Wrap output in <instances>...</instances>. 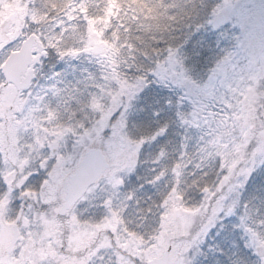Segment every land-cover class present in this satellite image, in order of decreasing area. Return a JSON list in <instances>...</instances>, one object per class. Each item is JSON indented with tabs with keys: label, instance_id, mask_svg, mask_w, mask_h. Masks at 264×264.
<instances>
[{
	"label": "rangeland",
	"instance_id": "obj_1",
	"mask_svg": "<svg viewBox=\"0 0 264 264\" xmlns=\"http://www.w3.org/2000/svg\"><path fill=\"white\" fill-rule=\"evenodd\" d=\"M225 1L212 21L218 34H227L221 28L229 24L228 28L236 35L235 39L227 37L231 49L223 59L211 68L194 71L191 66H185L183 59L177 58L153 72L159 83L168 88L164 94L176 98L177 103L163 100L164 106L158 104L160 113L168 114L170 124L157 125L158 130L145 137L148 143L145 146L137 144L142 137L135 142L129 138L125 123L134 120L136 109L133 105L140 101L146 83L123 79L116 82L110 55L90 24L88 35L75 38L78 50L67 53L63 61L68 62L64 66L58 62L46 66L43 61L35 68L37 75L26 94L21 96L26 99L24 112H21L24 114L20 115L22 119H17L14 126L0 124V144L7 131L10 144L19 143V138H23L22 147L28 159L35 154L36 146L47 140L44 125L58 117L65 120V105L69 104V146L75 149L73 156L79 149L83 153L88 147L97 145L105 151L111 164L114 180L108 188L112 194L116 189L115 208L121 210L117 245L122 250L113 264H145L153 255L160 256L167 247H170L175 264L194 263L200 245L219 227L222 219L237 230L245 226L244 219L237 218L239 212L233 209L234 204L243 183L264 164V72L260 69L264 65V50L261 57L259 52L253 58L254 53L248 46L253 40L248 30L250 26L256 24L257 31L264 32V0ZM33 5V0H0V25L6 18L13 19L10 34L19 28V24L22 26V32L11 43L5 44V38L0 36V65L7 52L18 48V43L29 34H34L44 49L47 47V54L54 51L49 48H57L55 44L61 38L75 34V11L80 8L74 3L66 5L64 17L55 18L46 26ZM83 5L81 0L79 6ZM49 28H57L58 34L49 33ZM69 62L74 67L69 68ZM97 65L102 66V80L92 76ZM76 73L80 83L74 81ZM186 80L197 87L199 93L208 96L201 115H194L195 101L184 96L181 83ZM16 100L17 97L12 105H16ZM5 104L10 101L6 100ZM39 117L44 118L41 123ZM159 130L163 132L161 135ZM60 135L58 144L66 145V133L62 131ZM194 140L199 148L197 151L203 156L217 147L219 151L215 149L211 154H219L227 173L208 182L209 186L200 192V197L193 199L180 189L179 181L185 176L183 160L188 157L185 150ZM111 193L105 191L89 206V209L105 211H101L106 216L102 223L91 229L80 224L79 239L89 246L97 240L98 230L104 234L109 232L111 225L119 226V215L107 213L113 208L115 196ZM30 197L33 195H28L26 200ZM84 200L89 202L90 199ZM106 201L110 205H106ZM71 219L75 224L73 215ZM39 223L41 225L36 224H50L44 217ZM108 242L109 233L102 235L101 245ZM244 245L253 257H258V253L264 255V237L255 231H248ZM255 263L264 264V259Z\"/></svg>",
	"mask_w": 264,
	"mask_h": 264
},
{
	"label": "trees",
	"instance_id": "obj_2",
	"mask_svg": "<svg viewBox=\"0 0 264 264\" xmlns=\"http://www.w3.org/2000/svg\"><path fill=\"white\" fill-rule=\"evenodd\" d=\"M33 1L32 8L41 14L43 26L51 25L55 18L64 17L67 4L74 3L80 8L75 11V34L69 33L56 42L57 50L49 48L54 50L50 52L52 55L47 54L49 63L58 62L64 66L67 53L78 50L75 38L88 35L90 24L110 55L116 82L123 79L146 83L140 101L133 105L136 109L134 120L125 123L131 140L135 142L142 137L139 143L136 142L140 146L148 144L144 139L158 130L157 125L170 124L163 100L177 103L176 98L164 94L168 88L159 83L153 72L177 58L183 59L185 66H191L194 71L211 68L223 56L221 48L227 44L228 35L219 32L220 36L212 26L217 11L226 4L225 0H83V6H79L81 0ZM48 32L58 34V29L49 28ZM100 65L92 76L102 80ZM72 67L69 62V68ZM74 81L79 82L77 73ZM159 103L165 114L160 113ZM178 144L182 145L180 141ZM189 145L185 150L188 157L183 160L186 163L185 176L179 183L186 196L194 199L200 197V192L209 186L208 182L212 183L219 174L224 176L227 172L219 154H211L215 149L219 151L217 147L203 156L197 151L195 140ZM233 209L239 212L237 218L244 219L245 226L237 230L222 219L219 227L200 245L198 259L190 264H260L252 261L255 257L245 250L244 241L249 230L264 237V164L244 182ZM237 224L241 225L240 222Z\"/></svg>",
	"mask_w": 264,
	"mask_h": 264
},
{
	"label": "flooded vegetation",
	"instance_id": "obj_3",
	"mask_svg": "<svg viewBox=\"0 0 264 264\" xmlns=\"http://www.w3.org/2000/svg\"><path fill=\"white\" fill-rule=\"evenodd\" d=\"M10 20L9 25L5 28L6 31L0 34L5 38V44L16 40L22 32V26L19 24V28L10 34L9 28L13 19ZM256 27L255 24L248 29L253 37L248 45L254 53L253 58H256L259 52L261 57L263 55L261 51L264 50V32L259 33ZM25 38L18 43V48L7 52L0 65L2 76L0 82L2 88V91L0 90V124L3 125L14 126L17 119H22L20 115L24 114L21 112H24L26 99L21 96L25 95L31 87L37 75L35 68L41 66L43 61L46 66L49 63L47 50L42 46L38 52L32 44L31 61L38 58V63L30 62L18 75L17 83L4 80L2 66L12 52L20 49ZM230 49V44L227 43L224 48L225 52L228 53ZM67 62L68 60H66ZM260 69L264 71V66ZM26 80H29L27 85H25ZM195 90L198 97L193 100L197 105L194 108L197 109L200 107L199 105L204 106L206 99H203L202 93H199L197 87ZM1 92H4V95L1 96ZM15 97H17L16 105H12ZM6 100H9L10 104H5ZM65 106L66 119L58 117L53 122L44 125V135L47 140L37 145L34 150L35 154L28 159H26L25 150L22 147L25 140L19 138V143L10 144L9 132L4 131L6 137L0 144V264H113L122 253L117 245L119 242L118 231L121 228V210L115 208L117 207L116 189L112 194L108 188L114 180H112L110 169L105 177L96 180L70 208L61 213L69 176L75 171L83 155L79 149L78 154L73 156L75 149L69 146V104L66 103ZM58 111L59 109L57 113ZM43 120L44 118L39 117L40 123ZM63 127L65 129H61ZM62 131L66 133V145L58 144ZM104 181L105 183H103ZM108 190L115 197L112 200L113 208L107 210V213H109L108 215L116 216L115 213L119 215V220H117L119 226L111 225L109 228L107 245H101V236L107 233L101 234L102 230L100 229L97 240L90 242L89 246L84 243V240L79 239V229L82 226L91 229L92 226L102 223L103 218L106 217L101 214V211L104 210L89 209V206L96 203L99 196ZM28 195H33V197L26 200ZM86 197H89V202L84 200ZM94 205L98 206V204ZM106 205H110V202L106 201ZM26 211L30 213L28 212L26 215ZM71 215L75 218V224ZM41 217H44L50 224L38 226L37 224L41 225L39 223ZM80 224L84 225L80 226ZM131 252H128L129 255ZM124 254L126 255V252ZM154 257L153 255L151 259ZM151 259L147 260L145 264H148Z\"/></svg>",
	"mask_w": 264,
	"mask_h": 264
},
{
	"label": "water",
	"instance_id": "obj_4",
	"mask_svg": "<svg viewBox=\"0 0 264 264\" xmlns=\"http://www.w3.org/2000/svg\"><path fill=\"white\" fill-rule=\"evenodd\" d=\"M9 22L5 21L2 25V31H5ZM34 44L38 50H40L39 42L34 40V36L30 35L24 40L20 49L16 52H12L6 59L2 66V72L4 74L5 81L17 83L18 75L24 71L27 65L32 63H38V58L31 61V46ZM29 80H26L27 85ZM186 94L192 97L196 96V93H191L190 84L184 85ZM193 89V88H191ZM108 168L106 158L97 147H89L85 150L77 168L69 176V181L66 184V197L65 202L62 205L61 213L65 209L70 208L85 192V190L93 184ZM170 249L167 248L163 253L156 258H153L148 264H173L169 258Z\"/></svg>",
	"mask_w": 264,
	"mask_h": 264
}]
</instances>
